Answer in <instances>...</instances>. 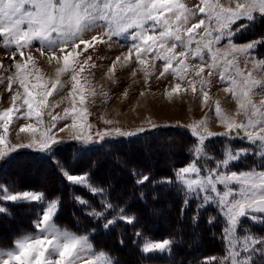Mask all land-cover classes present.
Segmentation results:
<instances>
[{
    "label": "rangeland",
    "instance_id": "1",
    "mask_svg": "<svg viewBox=\"0 0 264 264\" xmlns=\"http://www.w3.org/2000/svg\"><path fill=\"white\" fill-rule=\"evenodd\" d=\"M237 2H241V0H208L209 5L214 6L219 3L225 7H234ZM180 3L186 5L190 13H195L194 16H189L187 24H182L175 20L171 23L173 30L177 26L180 27L181 33L186 40V27L191 26L194 22H198L199 18L204 15L199 12V7L205 5L202 3V0H180ZM207 11L208 8H206ZM254 15L257 16L253 20L241 19L232 24L230 29H221L214 22V18H205V24L193 34L199 41L201 56L204 59L201 60L200 56L195 55L197 43L194 41L188 49V54L185 57H178L177 60H173L172 68L166 73L164 72L165 61L156 58L155 50L144 55L146 61L144 64L139 63L135 53H133L131 58H127L133 44H140L138 38L135 41L132 39L136 30L129 29L115 36H106L104 34L107 32V28L100 26L104 23L103 21H98L91 29L81 33V36L85 40H91L93 36H96L98 38L103 37V41H94L93 45L89 46L86 51L84 50L83 43H81L79 48L65 49V51H73L76 55L74 60L70 61L69 69L60 72L59 76H57V71L64 66L63 54L60 53L59 49H56L58 59L50 60L53 51L48 48L47 43L41 45L40 41L34 40L30 45L25 46L23 55H20L21 50L16 46L9 34L0 36V114L9 108L14 109L13 119L9 122L7 133L3 132L2 122H0V135H4L6 141L5 145H0V152L6 153V156L0 157V171L2 167L1 163L9 159L11 160V158L17 159L16 162H12L7 167L10 175H7V168L5 175L11 176L8 179L15 181L17 179L21 184L26 186L23 189L13 190L9 189L10 183L8 185L0 182V208L4 209L0 214H8L9 207L16 204H22L29 209L31 207V211H33V219L29 221L31 223V230L17 237L11 245L12 249L0 251V255L7 258V253L18 250L17 245L19 242L29 243L34 239L43 238L39 230L35 228V222L40 218L42 211L46 210L47 205L55 201L58 204V211L55 212L51 220V230L57 234L67 233L69 236L74 237L88 236L95 252L92 264H115L114 259L106 252L97 249L89 234H79L57 224L56 216L60 209L59 200H45L44 196L40 201L11 202L2 199L5 192L18 193L28 191L44 194L40 189L46 187L33 188L32 186H42L43 184L51 186L52 182H55V186H57L54 172H51L47 166L34 162L32 159L30 160V157H26L24 152L48 156L57 153L58 149L62 146L67 147L74 144L99 148L110 141L115 142L141 136L144 133H154L162 128L173 127L189 132L196 142L191 151L192 161L179 169L195 165L200 169V175L204 176L208 169L216 168L218 160L225 159L229 153H236L243 148L248 150V154L241 156L236 161L230 160L228 170L237 172H258L264 170V160H261L260 156L255 154L257 146L235 135L231 138L224 137L222 134L226 131V128L215 113L218 103L222 115L235 122L251 119L255 123L260 120L259 115H249L250 108L247 110L240 109L238 100L233 98L230 92L224 91V87L230 84L232 79L239 82L243 78H249L260 84H264V60L256 55V47L249 50L248 53L233 51L232 49V45H235L239 49L253 42H240L238 37L249 24L264 17L259 16L258 13H254ZM26 27V25L22 26V28ZM222 31H230L231 35L222 36L218 42L213 41L210 45L211 52H209V48L205 47V45L212 40V37L219 35ZM207 32H211L212 36H207ZM151 34L158 35V32ZM201 37L203 38L201 39ZM53 38L56 39L55 34H53ZM174 42L173 40H168L166 47L171 46ZM175 43L178 44L176 53H179L181 51L179 42ZM160 51L163 54V50ZM214 53L216 54L215 61L212 60V54ZM29 56L32 57L31 60L28 59ZM89 57L91 59H88ZM117 57H120L118 62H116ZM178 60H183V65H186V68L178 63ZM16 63L27 65L25 71L28 73L32 83L36 82V76H40L41 82L50 88L51 83L59 79V84L54 94L48 97L46 103L41 107V116L39 118L35 117L34 114L31 117L27 114V106L23 103V87L19 82V78L23 73L15 68ZM81 66H83V71H80ZM200 67H204V72L197 76L196 73ZM72 69L76 70V80L72 79V75L74 74ZM237 69L241 75H237ZM209 71L212 72V75H208ZM162 73L163 75H161ZM249 73H251L250 77ZM221 75L224 76L223 80L220 78ZM77 81L79 82V86L74 91ZM177 83L180 84V89L173 91ZM193 88H195V91H193ZM204 92L208 93L207 101L203 98ZM260 93L261 89L254 88L250 92L249 99L260 112L264 113V104L261 103L264 100V95ZM81 94L84 97L83 104L80 103ZM14 96L16 97L15 100H13ZM73 107L78 112L84 114L82 119L79 116L75 117L76 122L80 125L79 127H72L74 118L71 115V111ZM17 109L18 111H16ZM66 111L69 115L65 118ZM52 117H56V120L53 121ZM107 121H111V123H107ZM29 125L35 127L37 130L35 132L20 131L21 127ZM61 128L64 130L60 131ZM117 129L125 133V135H117ZM49 131L54 135L58 143L53 145L52 150L40 151L39 145L47 139L44 134ZM97 132H107L108 135L101 140L100 137L95 135ZM128 133H132V135H128ZM84 135L91 136V142L87 145H83L80 141L74 139L75 136ZM201 137L204 139L201 140ZM177 144V142L165 144L152 160L158 161L157 163L163 167L166 164L172 163L174 161L173 150L177 147ZM22 145L28 146L22 147ZM12 148H15V151H12ZM118 148L116 150H119ZM135 155L136 163H146V158L142 153L136 152ZM122 157L123 162L120 163L119 167L114 166L111 161H107L101 166L102 168L99 172H104L108 178L119 177L120 181L118 182L124 185L127 179V168L128 166L130 167L127 164H134V162L131 163L129 160L133 155L129 158ZM128 160L130 163L127 162ZM58 168L60 170V167ZM179 169L175 173V178L184 191L187 200L186 205L194 201L199 205L200 210L212 208L221 217L223 227H225L226 220L217 210L215 202L201 205L200 199H193L191 195L187 194L184 185L177 181ZM60 172H62L60 175H63L62 177L67 181L65 176L66 171L61 169ZM72 175L81 174L76 173ZM67 182L70 183L69 181ZM70 184L92 191L89 180L88 184L83 186ZM77 199L80 202L81 198L77 197ZM162 210V206L157 207L158 212ZM27 212L30 211L27 210ZM21 215L23 216V214ZM91 216L94 217L93 215ZM28 218L30 219V217ZM94 218L102 220L103 227H105L103 218ZM20 219L25 220V217ZM113 219L115 223L125 221L121 215H117ZM263 221L264 219H254L253 217L239 218L234 226V234L237 238H243L245 235H248L253 238L264 239V235L253 234L250 230V226H259ZM11 224L14 223L12 222ZM6 227H9V224ZM45 235H48V233H45ZM163 241L142 240L140 243L141 251L144 254H168L170 250L168 248L164 251L154 250L148 253L143 251L146 243ZM53 243H55V240ZM252 246L259 247V245L254 244ZM49 250L51 251V246ZM227 253L228 248L226 246L224 257ZM224 257L218 260H210L211 264H217L218 261L228 264V261L224 260ZM45 258L50 259L54 264L58 257L55 253H52L50 256L46 252ZM263 263L257 260V264Z\"/></svg>",
    "mask_w": 264,
    "mask_h": 264
},
{
    "label": "snow or ice",
    "instance_id": "2",
    "mask_svg": "<svg viewBox=\"0 0 264 264\" xmlns=\"http://www.w3.org/2000/svg\"><path fill=\"white\" fill-rule=\"evenodd\" d=\"M202 3L205 6L199 7V12L204 15L199 18L198 22L186 27L187 39L185 40L180 27L177 26L173 30L171 23L175 20L187 24L189 16H194L195 13H190L186 5L180 3V0H0V36L9 34L21 50L20 55H23L25 46L30 45L34 40L40 41L41 45L47 43L48 48L53 51L50 60L58 59L56 49H59L60 53L63 54L64 65L62 69L57 71V76H59L60 72L69 69L70 61L74 60L76 55L73 51H65V49H76L83 43L86 51L89 46L93 45L94 41H103V37L93 36L91 40H85L81 36V33L91 29L98 21H103L104 23L100 26L107 28V32L104 34L106 36H115L129 29L136 30L132 39L135 41L138 38L140 44H133L127 58H131L135 53L139 63L144 64L146 62L144 55L155 50L156 58L165 61L164 72L166 73L172 68L173 60H177L178 57H185L188 54V49L194 41L197 43L195 55L200 56L201 60L204 59L201 56L199 41L193 34L205 24V18H214V22L221 29H230L232 24L241 19L253 20L257 16L254 13L264 16V0H241V2L235 3L234 7H225L219 3L214 6L209 5L208 0H202ZM206 8H208L207 12ZM149 22L151 23L149 24ZM24 25L27 27L22 28ZM157 32L158 35L151 34ZM53 34H55L56 39L53 38ZM206 35L211 37L212 33L207 32ZM225 35H231V32L222 31L219 35L212 37V40L205 45L209 48V52H211V43L213 41L218 42ZM168 40L179 42L181 51L176 53L178 44L175 42L166 47ZM259 43H264V38L250 42L239 49L232 45V49L233 51L248 53ZM160 50H163V54ZM28 59L31 60L32 57L29 56ZM88 59H91V57ZM215 59L216 54L214 53L212 54V60L215 61ZM119 60L120 57H117L116 62ZM178 63L186 68V65H183V60H178ZM15 68L23 73L19 78V82L23 87V103L27 106V114L29 117L34 114L35 117L39 118L41 107L46 103L48 97L54 94L59 79L51 83L49 88L41 82L40 76L35 77V83L30 81V77L25 71L26 64L16 63ZM72 71L74 73L72 79L76 80V70L72 69ZM80 71H83V66L80 67ZM203 72L204 67H200L196 75L199 76ZM208 75H212V72L209 71ZM237 75H241L238 69ZM248 75L250 77L251 73ZM220 78L223 80L224 76L221 75ZM78 86L79 82L77 81L74 91L78 89ZM254 88L261 89L260 94L264 95V84L249 78H243L239 82L232 79L230 84L224 87V91L230 92L233 98L238 100L240 109L247 110L250 108V116L259 115V121L254 123L251 119H247L235 122L222 115L218 103L215 113L226 128V131L222 134L224 137L231 138L235 135L255 144L257 146L255 154L259 155L261 160H264V113L260 112L249 99L250 92ZM179 89L180 84L177 83L173 91ZM193 91H195V88H193ZM203 98L207 101V92H204ZM15 99L14 96L13 100ZM80 103H84L82 94L80 95ZM261 103L264 104V100ZM13 111V108H9L0 114V122H2L4 133L8 132L9 122L13 119ZM67 115L69 113L66 111L65 118ZM71 115L74 118L72 127H79L80 125L76 122L75 117L79 116L82 119L84 114L73 107ZM52 119L55 121L56 117H52ZM107 123H111V121H107ZM36 130L31 125L20 128L22 132H35ZM63 130V128L60 129V131ZM116 134L125 135L118 129ZM44 135L47 139L40 143L39 150H52L53 145L58 142L50 131ZM95 135L102 140L108 133L97 132ZM128 135H132V133H128ZM74 139L80 141L83 145L91 142L90 135L75 136ZM200 139L203 140L204 138L201 137ZM5 143V136L0 135V145H5ZM27 146L22 145V147ZM11 150L15 151V148ZM247 154L248 150L243 148L236 153H229L227 158L217 161L215 169H208L204 176L200 175V169L195 165L183 167L177 172V181L184 185L188 195H191L193 199H200L201 205L215 202L217 210L226 220L222 235L228 248V253L224 257L228 264H257V260L264 262V239L253 238L248 235L237 238L234 234V226L239 218L264 219V170L258 172L228 170L230 160L236 161ZM2 156H6V153L0 152V157ZM65 176L70 183L82 186L88 184L87 173L72 175L65 172ZM148 180L149 177L144 175L137 180V183L143 184ZM92 192L101 194L102 210L92 209L90 214L94 217L103 218L105 221L104 226L108 228L115 223V220L108 219V211L113 210V205L108 199L107 189L93 187ZM2 199L11 202L40 201L43 199V194L28 191L5 192ZM80 203L87 205V201L83 199H80ZM185 203H187V200ZM3 211L4 209L0 208V212ZM56 211H58L57 202H50L35 222V228L39 230L43 238L34 239L29 243L19 242L17 245L18 250L7 253V258L0 255V264H53L50 259L45 258L46 252L50 256L52 253L56 254L58 258L54 264H92L95 252L88 236L74 237L69 236L67 233L57 234L51 230V220ZM123 219L127 223L133 222L132 217L123 216ZM214 219V217L210 218V222ZM45 233H48V235H45ZM54 240L55 243H53ZM253 244L259 245V247H253ZM50 246L51 251L49 250ZM170 246L171 242L168 240L149 242L144 245L143 251L145 253L154 250L164 251L166 248L170 249ZM208 264H211V261ZM217 264H223V261H218Z\"/></svg>",
    "mask_w": 264,
    "mask_h": 264
},
{
    "label": "trees",
    "instance_id": "3",
    "mask_svg": "<svg viewBox=\"0 0 264 264\" xmlns=\"http://www.w3.org/2000/svg\"><path fill=\"white\" fill-rule=\"evenodd\" d=\"M262 38L264 17L249 24L238 40L249 42ZM255 53L264 60V43L257 44ZM176 142L178 144L173 150L172 163L163 167L152 160L165 144ZM195 144V138L189 132L169 127L133 138L110 141L99 148L74 144L62 146L57 153L48 156L24 153L30 160L47 166L56 176L57 186L52 182L48 187L46 184L32 187H46L40 189L44 193V199L59 200L57 224L79 234H89L97 249L106 252L114 259L115 264H208L213 258L218 260L226 253L222 219L210 207L200 210L194 201L186 205L184 191L175 178L177 169L192 161L191 151ZM117 147L119 150H116ZM136 152L145 156L146 163H136ZM122 156L132 157L129 160L134 162L127 164L130 167L127 168L124 185L118 182V177L108 178L104 172H99L107 161H111L116 167L120 166L123 162ZM16 160L11 158L1 163L0 171V182L8 185L10 183L9 189L13 190L26 187L17 179H8L11 176L5 175L6 168ZM58 167L71 174L87 173L92 188L107 189L108 199L113 205V210L108 211V218L113 219L117 215L128 216L133 218V222L118 221L108 228L103 227V221L90 214L92 209L102 210L101 194H94L81 186H72L60 175L62 172ZM7 175H10L9 170ZM144 175L148 176L149 180L143 184L137 183ZM77 197L87 201V205L81 204ZM158 206H162L163 210L158 212ZM31 210V207L29 209L22 204H16L9 207L8 214H0V251L11 249L17 237L31 230ZM23 217L25 220L20 219ZM213 217L215 219L210 222ZM12 222L14 224H11ZM8 224L9 227H6ZM250 230L253 234L264 235V221L259 226H250ZM145 239L170 241L169 253L144 254L140 243Z\"/></svg>",
    "mask_w": 264,
    "mask_h": 264
},
{
    "label": "bare ground",
    "instance_id": "4",
    "mask_svg": "<svg viewBox=\"0 0 264 264\" xmlns=\"http://www.w3.org/2000/svg\"><path fill=\"white\" fill-rule=\"evenodd\" d=\"M116 153V152H115ZM158 162V161H157ZM156 162V163H157ZM81 165V164H80ZM119 165V164H118ZM158 165V164H157ZM84 166V165H83ZM79 167V166H78ZM119 167V166H118ZM122 167V166H121ZM96 173H97V171H96ZM99 174V173H98ZM100 175V174H99ZM102 175V174H101ZM102 177V176H101ZM117 177V176H116ZM119 178V177H118ZM115 179V178H114ZM117 181H118V179H116ZM119 181H120V179H119ZM62 216H63V214H62ZM64 216H66V215H64ZM211 242V241H210ZM216 245V244H215ZM215 247V246H214ZM209 248V247H208ZM218 248V247H217ZM210 249V248H209ZM213 250V249H212Z\"/></svg>",
    "mask_w": 264,
    "mask_h": 264
},
{
    "label": "crops",
    "instance_id": "5",
    "mask_svg": "<svg viewBox=\"0 0 264 264\" xmlns=\"http://www.w3.org/2000/svg\"><path fill=\"white\" fill-rule=\"evenodd\" d=\"M12 249V248H11ZM6 251H9V250H6Z\"/></svg>",
    "mask_w": 264,
    "mask_h": 264
}]
</instances>
